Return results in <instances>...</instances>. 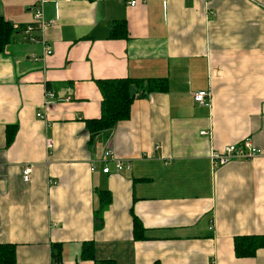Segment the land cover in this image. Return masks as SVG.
<instances>
[{"label": "crops", "instance_id": "crops-1", "mask_svg": "<svg viewBox=\"0 0 264 264\" xmlns=\"http://www.w3.org/2000/svg\"><path fill=\"white\" fill-rule=\"evenodd\" d=\"M36 1L0 0V17L30 25ZM43 12L54 22L36 33L45 44L19 30L0 55V242L17 247L16 264H52L51 244L61 264H264V248L234 253L235 238L264 236V0H45ZM116 22L128 38L110 39ZM125 78L166 79L167 92L135 99L128 120L90 137L96 82ZM244 139L262 155L212 166V151ZM89 241L94 261L80 258Z\"/></svg>", "mask_w": 264, "mask_h": 264}, {"label": "trees", "instance_id": "trees-1", "mask_svg": "<svg viewBox=\"0 0 264 264\" xmlns=\"http://www.w3.org/2000/svg\"><path fill=\"white\" fill-rule=\"evenodd\" d=\"M93 1V0H92ZM24 26H15L0 17V55L12 42L14 34L22 30ZM128 32L123 23L116 22L111 26L110 39H126ZM101 95L100 116L97 119L86 120L85 125L90 137L95 138L102 132L112 129L120 122L130 118L131 107L135 99L147 97L153 93H166V79L134 80L109 79L96 82ZM132 88L138 91L132 92ZM16 128L6 129V145H9L15 135ZM98 206L94 211V229L99 230L103 225V212L111 203V195L108 191L96 192ZM132 216V238L136 241L145 238V229L140 220ZM61 244L50 245V257L52 264H61ZM264 248V236H243L235 238L234 253L237 258H252L256 252ZM17 247L13 244L0 242V264H16ZM80 258L94 261V242L81 244ZM98 264H114L109 261H101Z\"/></svg>", "mask_w": 264, "mask_h": 264}, {"label": "built area", "instance_id": "built-area-1", "mask_svg": "<svg viewBox=\"0 0 264 264\" xmlns=\"http://www.w3.org/2000/svg\"><path fill=\"white\" fill-rule=\"evenodd\" d=\"M45 0H37L33 8V23L22 27L21 33L23 34L25 40L29 43H41L45 44L43 40L36 36V33H43L45 28L49 25H53L54 22H46L44 19V6ZM136 4L135 1L130 2V6L133 7ZM52 54L51 49L45 48L44 55L50 56ZM46 99L43 102V107L36 113V117L42 121H46V114L44 109L47 108L50 102H53L56 98L55 94L51 91H48L46 94ZM209 93L207 91H199L193 95V100L199 105H203L209 99ZM67 98L65 101H68ZM201 135H206V132H201ZM48 150L52 148V143L48 141L47 144ZM262 152L260 149L256 148L250 139H244L243 141L234 144L225 146L221 152L212 151L209 155L210 162L213 167L223 166L231 161H250L253 158L261 156ZM129 162H117L115 165L116 172H120L122 169L130 168ZM102 172L104 174L108 173V168H103ZM31 167L24 166L22 169V181L27 183L30 180Z\"/></svg>", "mask_w": 264, "mask_h": 264}]
</instances>
